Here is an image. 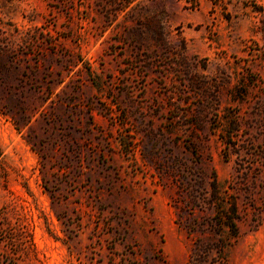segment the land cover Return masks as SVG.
<instances>
[{"label": "rangeland", "instance_id": "rangeland-1", "mask_svg": "<svg viewBox=\"0 0 264 264\" xmlns=\"http://www.w3.org/2000/svg\"><path fill=\"white\" fill-rule=\"evenodd\" d=\"M221 238L264 264V0H0V264H213Z\"/></svg>", "mask_w": 264, "mask_h": 264}, {"label": "trees", "instance_id": "trees-1", "mask_svg": "<svg viewBox=\"0 0 264 264\" xmlns=\"http://www.w3.org/2000/svg\"><path fill=\"white\" fill-rule=\"evenodd\" d=\"M212 188L211 205L216 210L214 224L218 232L221 233L228 228L232 236H237L239 233L238 221L240 220L237 203L222 194L215 174L213 175ZM226 249L227 242L224 238H221L218 243L213 245L204 242L198 243L196 259L201 262L216 251L218 255L215 257L213 264H227Z\"/></svg>", "mask_w": 264, "mask_h": 264}]
</instances>
